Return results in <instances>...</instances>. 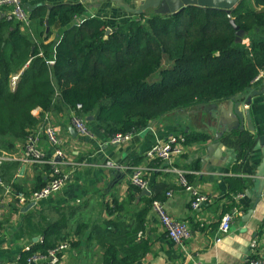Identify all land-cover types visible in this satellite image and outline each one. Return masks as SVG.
<instances>
[{"label":"trees","instance_id":"1","mask_svg":"<svg viewBox=\"0 0 264 264\" xmlns=\"http://www.w3.org/2000/svg\"><path fill=\"white\" fill-rule=\"evenodd\" d=\"M85 12L81 3L33 10L31 20H39L42 35L48 18L50 28L60 24L61 37L48 44H37L20 23L0 18V154H17V143L24 145L46 112L73 111L110 139L141 132L180 111L241 96L264 69V0H242L233 10L232 18L245 33L240 42L221 9L188 7L172 16L149 12L114 27L99 17L76 24ZM108 27L112 33L106 36ZM14 76H19L15 87ZM37 109L42 113L34 114ZM183 136L186 147L209 140L200 134ZM231 145L242 161L253 151L255 139L250 132L235 133ZM34 166L38 175L31 192L46 186L51 173L49 165ZM16 168L15 162L0 166V181L12 184L17 194H27L13 180ZM186 180L191 185L193 177L186 175ZM236 181L233 191L239 193L242 183ZM171 187L153 184L147 211L155 201L163 202ZM3 192L0 187V199ZM35 225L28 216L18 231L19 238L29 230L42 234V241L21 253L18 264H28L33 254H47L64 242L75 247L59 225ZM141 251L121 258L110 244L105 263L134 264L148 249Z\"/></svg>","mask_w":264,"mask_h":264},{"label":"crops","instance_id":"2","mask_svg":"<svg viewBox=\"0 0 264 264\" xmlns=\"http://www.w3.org/2000/svg\"><path fill=\"white\" fill-rule=\"evenodd\" d=\"M124 2L132 6L126 0ZM76 3L83 4L91 17L102 18L108 23L115 21L117 10L132 18L111 0H25V6L34 10L42 5ZM61 31L57 23L48 34L45 30L42 35L39 20L33 19L29 32H24L37 44H48L59 39ZM253 88L263 89L264 84ZM228 108L226 101L217 106L205 105L174 113L154 123L153 131L143 130L122 145L110 144L91 123L88 126L92 138L78 132L75 136L70 132L74 112H51L64 150L62 169L69 175V180L61 192L25 212L22 210L30 204L18 208L17 203H10L0 220L3 224L0 264H18L24 247L34 245L36 238L42 239L41 233L32 230L26 237H18L28 216L34 217L36 225H59L67 240L74 241L75 247L71 246L63 254L60 264H106V250L110 244L121 258L132 251H137V256L142 254V247L148 249L134 264H247L248 258L264 253V191L252 216L246 217L257 198L252 189V178L258 173L262 154L251 153L246 160H238V152L231 143L235 133L249 131L227 130L233 119L227 115ZM246 109L251 110L256 136L264 134V95L253 98ZM40 113V109L34 112ZM184 133L209 137L207 142L187 146L185 153L174 160L177 168L193 177L191 185L208 197V202L198 212L192 210L190 194L180 185L177 174L168 170L164 163L146 158L157 139L167 141ZM41 140L42 148L50 153L47 139ZM213 144L219 146L209 149ZM16 146L17 154H20L23 145L18 142ZM136 167L144 168L150 190L153 184L172 186L173 196H166L163 203L170 216L186 221L191 229L192 236L184 248L165 235L154 210L147 211L152 191L151 195H146L131 183L132 170ZM36 169L34 165L17 163V168L11 171L14 182L31 192L38 175ZM236 180L242 183L239 193L233 191L232 182ZM234 210L236 217L230 231L222 235L221 243H217L223 215ZM254 239L257 248H252Z\"/></svg>","mask_w":264,"mask_h":264},{"label":"built area","instance_id":"3","mask_svg":"<svg viewBox=\"0 0 264 264\" xmlns=\"http://www.w3.org/2000/svg\"><path fill=\"white\" fill-rule=\"evenodd\" d=\"M6 18L8 21H16L21 24L24 31L30 30L31 17L30 12L25 8V0H0V18ZM49 64L53 65L51 61ZM19 76L12 77V86L15 87ZM254 85L264 84V69L260 71L258 76L253 81ZM79 109L81 106L78 107ZM71 122L76 131L84 137L92 138L93 134L87 122L73 113ZM146 131H153L149 126ZM115 134L109 139L112 145H122L130 142L132 138L138 134ZM45 137L49 143L50 153L46 152L41 146V139ZM186 151V139L183 135L178 137H170L165 140L157 139L146 153V158L150 161L159 160L164 163L168 170L173 171L179 177V183L190 194V205L193 211H200L204 204L208 202V197L203 194L198 188L189 185L186 180L185 172L181 171L174 165V160L181 157ZM60 159L61 161H57ZM64 150L62 149L61 141L58 135V130L53 124L51 112L44 113V117L40 125L34 132L28 136L25 141L22 152L20 154L9 153L2 151L0 154V166L6 163L17 162L22 165H49L51 167L50 181L41 190L29 192L27 194H17L12 188V184L6 185L0 181V187L4 190L0 199V220L4 216L7 208H10V203H17V207L26 206L28 204H40L48 201L51 197L62 191L65 184L69 180V175L62 169L64 164ZM144 168H133L130 177L131 183L141 190L150 189V183L144 178ZM167 198L173 196V191L167 193ZM244 195H238L242 197ZM154 212L157 214L160 223L164 227L165 235L175 242L180 247L184 248V244L191 236V229L186 221H180L170 216L163 202L155 201L153 203ZM236 210L230 211L223 215L219 232L220 237L217 238V243L223 240L222 235L227 234L235 219ZM2 231H0V238ZM42 241L38 239L37 242ZM35 242V243H37ZM252 248H257V241L252 240ZM34 245L25 246L23 252H28ZM71 248L69 243H61L56 249L50 250L47 254H33L28 259V264H60L63 254ZM247 264H264V253L254 255L248 258ZM195 264H202L196 262Z\"/></svg>","mask_w":264,"mask_h":264},{"label":"water","instance_id":"4","mask_svg":"<svg viewBox=\"0 0 264 264\" xmlns=\"http://www.w3.org/2000/svg\"><path fill=\"white\" fill-rule=\"evenodd\" d=\"M105 0H101L103 2ZM116 4V6L123 11H125L127 14L132 16H141L149 12H154L157 15H163V16H172L176 15L180 12H182L184 9L188 7H200V8H211V9H221L227 12L228 18L230 20L231 25L233 26L234 30L236 31L237 41H242L245 33L243 30L240 29V27L236 24L235 20L232 18V12L237 7V5L242 0H141L140 3L132 7L131 5L124 2V0H111ZM26 10L29 12H32L34 9L26 7ZM51 9V7H50ZM50 15V10H49ZM91 17V13H89L87 10L80 19H76L75 23H81L83 20ZM47 29L46 33L48 34L50 32V25H49V18L46 21ZM112 33V29L110 27L106 30V36H109ZM244 95L243 99L241 97ZM243 95L234 97L230 100H228V114L232 116V120L229 122V126L227 130L229 132L232 131H249L252 135H254L255 139V146L253 148V151L251 153L260 152L262 154L261 163L258 168V173H256L253 176V192L256 194L257 198L255 200L254 208L249 210L248 214L246 215L247 219L252 216L254 213L256 205L259 204V202L262 199V194L264 191V134L260 136H256L255 132V126L253 124V118L252 113L250 109H246L247 106H250L252 104V100L255 97L263 96L264 95V88H251L247 92H245ZM211 106H217V104H210ZM89 121H93L94 117H89ZM70 132L73 135H77V131L74 127L70 129ZM225 132V129L223 130V135ZM219 146V144H213L209 146V149L215 148ZM57 161H61L58 159ZM143 193L146 195H151V190L146 189L143 190ZM247 195L250 196V192L247 191ZM35 206V204H30L27 207H25L22 211L25 212L29 210L31 207ZM34 242H37V238L34 240Z\"/></svg>","mask_w":264,"mask_h":264},{"label":"rangeland","instance_id":"5","mask_svg":"<svg viewBox=\"0 0 264 264\" xmlns=\"http://www.w3.org/2000/svg\"><path fill=\"white\" fill-rule=\"evenodd\" d=\"M126 1L129 2L130 4H132V7H133V6H136L137 4H139L141 0H126ZM129 19H131V16L126 17L124 13L117 10L116 11V17L114 18L115 21H113V22L109 21V23L111 25L110 27H114L117 23H119V24L126 23ZM164 66H168V62H165ZM158 79H159V74L154 76L152 78V81H156Z\"/></svg>","mask_w":264,"mask_h":264}]
</instances>
